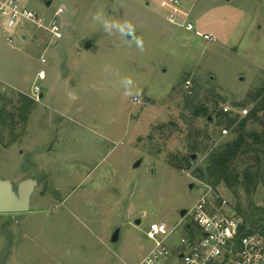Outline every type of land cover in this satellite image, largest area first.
<instances>
[{
	"label": "rangeland",
	"instance_id": "374dc122",
	"mask_svg": "<svg viewBox=\"0 0 264 264\" xmlns=\"http://www.w3.org/2000/svg\"><path fill=\"white\" fill-rule=\"evenodd\" d=\"M45 1L26 4L45 18L64 8L60 39L28 24L9 43L0 20V107L6 113L0 177L14 188L27 178L36 182L28 210L0 212V264H139L153 244L145 234L150 222L177 224L180 210L201 193L194 170L236 135V124L217 125L216 113L226 110L238 121L258 105L264 0H232L225 7L212 0L200 18L219 33L215 42L170 23L166 0ZM97 14L130 22L144 51L131 37L106 33L102 21L93 20ZM40 69L46 74L41 80ZM126 77L132 96L124 94ZM34 84L41 87L39 101L24 121L20 94H31ZM200 105L210 120L192 116ZM257 116L246 130H263L264 111ZM194 137L203 152L190 150ZM191 153L189 167L169 163ZM255 155L235 163L239 171L252 166L259 174L255 189L244 181L217 186L246 218L264 207V155ZM181 228L174 238L183 235Z\"/></svg>",
	"mask_w": 264,
	"mask_h": 264
},
{
	"label": "built area",
	"instance_id": "2783aa9c",
	"mask_svg": "<svg viewBox=\"0 0 264 264\" xmlns=\"http://www.w3.org/2000/svg\"><path fill=\"white\" fill-rule=\"evenodd\" d=\"M189 1L166 0V19L206 41L215 42V35L198 30L190 21V8L185 6ZM63 13L64 8L59 6L51 17L45 18L31 10L26 0H0V20L9 43L15 41L16 35L21 36L20 27L28 24L48 31L54 39H60V16ZM45 77V71L40 69L37 78ZM189 86L190 81L187 80L186 88ZM40 92L41 87L34 84L28 95L39 101ZM200 186L199 197L180 216L177 224L169 226L162 221L150 222L145 234L153 244L139 264H264V236L261 232L250 228L217 187L203 180ZM187 215L188 221L185 220ZM181 226L184 233L175 239V232Z\"/></svg>",
	"mask_w": 264,
	"mask_h": 264
},
{
	"label": "trees",
	"instance_id": "16d2710c",
	"mask_svg": "<svg viewBox=\"0 0 264 264\" xmlns=\"http://www.w3.org/2000/svg\"><path fill=\"white\" fill-rule=\"evenodd\" d=\"M25 101L19 106V117L22 120H26L27 115L31 112V106L35 103V100L27 94H20ZM259 102L258 105L253 108L248 115L240 118L232 117L231 113L221 109L216 113V124L221 127L230 128L236 124V135L211 149L206 158L204 165L194 170V174L201 180L211 183L217 187L219 184L236 188L242 182H245L246 187H253L254 189L259 185V174H253L252 166H247L241 171L237 170L235 165L236 161L243 156L255 153V158L258 159L260 154L264 155V128L260 132L256 130H246V125L249 119H258V111H264V88H261L258 92ZM5 106L0 107V125L5 124ZM192 116L194 117H206L209 118V109L204 106H196L192 110ZM264 127V119H259ZM237 122V123H236ZM165 127V125H162ZM160 126V127H162ZM198 137V134L196 135ZM197 137L193 138V143L190 147L192 152H203L200 150L197 142ZM193 159V154H184L181 157L171 158L169 163L177 168H184L183 166H190V160ZM241 179V180H240ZM260 213L253 212L247 218L238 211V213L244 218L245 222L251 229H256L264 236V207L258 208Z\"/></svg>",
	"mask_w": 264,
	"mask_h": 264
},
{
	"label": "water",
	"instance_id": "95a60500",
	"mask_svg": "<svg viewBox=\"0 0 264 264\" xmlns=\"http://www.w3.org/2000/svg\"><path fill=\"white\" fill-rule=\"evenodd\" d=\"M45 3L49 5L51 0H46ZM85 48L92 46L90 40L85 42ZM195 155H193L194 157ZM142 159H139L134 166H138ZM36 182L27 178L21 181L17 188L15 189L13 183L9 179H3L0 177V212H16V211H26L30 206V196L34 189ZM193 184H190L192 187ZM186 213V209H181L179 214L183 216ZM135 223H140V219H136ZM119 238V230L116 229L112 235L111 240L113 242L117 241Z\"/></svg>",
	"mask_w": 264,
	"mask_h": 264
},
{
	"label": "clouds",
	"instance_id": "9594fccd",
	"mask_svg": "<svg viewBox=\"0 0 264 264\" xmlns=\"http://www.w3.org/2000/svg\"><path fill=\"white\" fill-rule=\"evenodd\" d=\"M94 21H102L103 28L106 33L109 35L118 34L122 38H129L131 37V40L135 42L136 47L143 52L144 51V42L143 39L140 37H137L135 35V28L134 26L127 21L119 22V21H109L102 18L101 14H97L93 17ZM107 71V68L105 69ZM121 84L124 88V94L125 96H132L134 95L132 89H133V81L131 78L126 77L121 81ZM136 95H139V93H135ZM69 98L72 100H75L77 97L70 93Z\"/></svg>",
	"mask_w": 264,
	"mask_h": 264
},
{
	"label": "crops",
	"instance_id": "0c3cea01",
	"mask_svg": "<svg viewBox=\"0 0 264 264\" xmlns=\"http://www.w3.org/2000/svg\"><path fill=\"white\" fill-rule=\"evenodd\" d=\"M198 0H191L189 2L185 3L186 7L190 8V21L192 23H194V25H197V29L202 31V32H206V33H212L213 35L216 36V38L218 37L219 33L217 32V30H215L214 28H209L206 25L203 24L202 19L200 18L202 15H204V12H208V10H210L209 8L211 6H209V3L212 0H201L200 2H198L199 4H197ZM232 0H223V7L225 6H229V4H231ZM195 13V15H194ZM192 15L194 17H192ZM194 18V19H193Z\"/></svg>",
	"mask_w": 264,
	"mask_h": 264
},
{
	"label": "flooded vegetation",
	"instance_id": "af4514ba",
	"mask_svg": "<svg viewBox=\"0 0 264 264\" xmlns=\"http://www.w3.org/2000/svg\"><path fill=\"white\" fill-rule=\"evenodd\" d=\"M16 189V188H15Z\"/></svg>",
	"mask_w": 264,
	"mask_h": 264
}]
</instances>
